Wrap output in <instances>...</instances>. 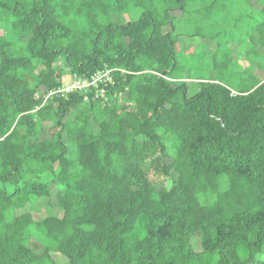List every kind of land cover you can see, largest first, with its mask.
<instances>
[{
    "label": "trees",
    "instance_id": "obj_1",
    "mask_svg": "<svg viewBox=\"0 0 264 264\" xmlns=\"http://www.w3.org/2000/svg\"><path fill=\"white\" fill-rule=\"evenodd\" d=\"M4 26L0 264H264V0H0Z\"/></svg>",
    "mask_w": 264,
    "mask_h": 264
},
{
    "label": "built area",
    "instance_id": "obj_2",
    "mask_svg": "<svg viewBox=\"0 0 264 264\" xmlns=\"http://www.w3.org/2000/svg\"><path fill=\"white\" fill-rule=\"evenodd\" d=\"M109 72H104L100 74H96L90 81L85 80H68V83L62 84V88L59 90V93H69L75 90H86L89 87H96V83L99 82L102 78H105V80H108ZM63 81V80H62Z\"/></svg>",
    "mask_w": 264,
    "mask_h": 264
},
{
    "label": "rangeland",
    "instance_id": "obj_3",
    "mask_svg": "<svg viewBox=\"0 0 264 264\" xmlns=\"http://www.w3.org/2000/svg\"><path fill=\"white\" fill-rule=\"evenodd\" d=\"M6 29H7V26L0 27V32L2 31V33H3V32L6 31ZM198 43H199V41L196 42V44H198ZM192 44L194 45L195 42L194 41L190 42V45L188 44V46H191ZM262 75H264V73H262ZM62 79H63V81L61 82L62 84L63 83L66 84V83H68V80H71L70 77H68V75H64L62 77ZM43 214H44L43 211L42 212H37V216H42ZM34 215H35V213H34Z\"/></svg>",
    "mask_w": 264,
    "mask_h": 264
},
{
    "label": "clouds",
    "instance_id": "obj_4",
    "mask_svg": "<svg viewBox=\"0 0 264 264\" xmlns=\"http://www.w3.org/2000/svg\"><path fill=\"white\" fill-rule=\"evenodd\" d=\"M69 77V76H68ZM63 80V79H62ZM62 80H61V82H62ZM62 84V83H61ZM61 89V88H60Z\"/></svg>",
    "mask_w": 264,
    "mask_h": 264
}]
</instances>
